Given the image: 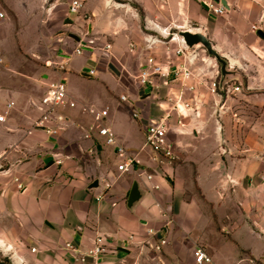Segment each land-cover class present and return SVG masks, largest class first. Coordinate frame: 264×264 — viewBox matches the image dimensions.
Returning a JSON list of instances; mask_svg holds the SVG:
<instances>
[{
    "label": "crops",
    "instance_id": "obj_1",
    "mask_svg": "<svg viewBox=\"0 0 264 264\" xmlns=\"http://www.w3.org/2000/svg\"><path fill=\"white\" fill-rule=\"evenodd\" d=\"M136 1L142 15L109 0H82V13L73 12L70 38L59 31L56 0H0L5 13L0 17V111L6 113L0 121V155L9 162L0 173V221H10L4 228L0 223V249L13 264H197L193 250L201 244L212 256L205 264H262L264 141L251 144L248 131L242 145H232L233 137H223L221 120L201 115L198 105L208 99L200 93L201 84L189 82L190 76L169 75L162 107L167 118L172 114L169 136L179 158L168 166L152 163L145 133L156 117L140 110L139 99L121 98L127 85L113 64L136 75L153 54L142 53L141 16L159 30L172 13L174 20H191L192 29L204 31L231 65L246 58L264 69V37L257 31L264 30V0ZM209 1L227 9L215 14L205 3ZM86 11L90 22L85 28ZM107 42L112 46L106 53L102 46ZM79 45L85 46L82 52L76 51ZM183 61L178 56L162 64L171 71L172 63ZM58 78L66 80L77 105L64 108L70 125L52 134L33 125L40 113L35 102ZM257 104L264 114V100ZM84 105L109 107L105 122L120 144L138 153L142 162L137 167L153 172L151 179L145 172L119 169L115 146L100 135H84L95 119ZM256 125L252 137L258 142L264 136L260 117ZM96 179L98 185L92 186ZM133 185L138 192L130 201ZM99 234L108 251L83 255ZM161 237L167 241L158 249ZM68 241L75 250L66 246Z\"/></svg>",
    "mask_w": 264,
    "mask_h": 264
},
{
    "label": "rangeland",
    "instance_id": "obj_2",
    "mask_svg": "<svg viewBox=\"0 0 264 264\" xmlns=\"http://www.w3.org/2000/svg\"><path fill=\"white\" fill-rule=\"evenodd\" d=\"M56 1L58 3V28L59 31L62 32V34L67 36L69 35L68 33L72 31L71 20L73 19L75 21L77 14L73 13L76 11H72L70 9V6L74 2V0ZM19 2L21 3L22 0H19ZM109 2L117 6H127L128 8L132 9L134 8L135 10H138L139 14H143L140 10L141 4L136 0H109ZM79 13H82L81 9L80 12L78 10V14ZM89 15L90 13L86 11L81 23L82 27L86 28L89 24ZM141 17L142 26L140 28H142L141 33L144 36V41L141 42L142 53L145 54L146 52L152 51L153 54L156 55L160 63H164L163 59L172 62V60L178 56L184 57V60L186 61H183L182 64L179 65L176 62L172 63V69H177V67H184L188 69V71L191 70L190 78H188V81H198V83L201 84L200 87L202 88V90L200 91V93L202 96H204V98H208L206 101L202 102V104L200 103V105H198V109H200L201 115L205 117L213 115L221 120L224 123L220 129L222 131L223 137H226V135L230 136V138L233 137L231 139L233 143L232 145H242L244 142H241V137H244L248 131L251 135L249 139V142H251V144L255 145L256 143L257 145L259 144V142L262 143L264 141V136L262 138H257L258 142H255L252 137V134H254L253 132H257V119L260 117L261 122L264 123V114H262L261 107L262 105L257 104L258 99L264 100V89L259 90V86L263 88L262 84H264V73H262L264 69H262L259 61L251 59L248 60L244 58L242 62L239 59L237 64H232V68L239 69L241 72V76L236 74L233 76H227V79L229 83H233V85L240 84V88L228 90L221 89L219 85H216V90L214 91L213 82H219V80L221 79L220 63L217 62V59L213 55H211L203 45H195L189 47L181 38L182 36L179 34V30L182 28L180 25H185V27L183 28H186L193 27L192 25H194V23L191 20L186 19L178 20L176 18L174 20L172 18V13H170V17L167 18V20H164V23H160L161 27L158 30L147 25L144 16ZM70 38L72 37L70 36ZM184 43V48L186 51L185 54H178L176 52V48H178L179 46H184ZM190 53L194 56L191 58L188 56L186 59L185 56L189 55ZM129 64L131 65V67H135L136 62L132 60ZM87 67H90V65H88ZM113 67L115 69L114 71L117 78L122 80L127 85L125 93L128 95V98H133V100L137 98L139 99V102H141L140 110L144 108L147 114L149 113L151 116H155L156 118L165 116L166 110L163 109L162 102L168 98L165 88L166 84L169 83V80H159L160 82L156 84V86H148L145 89L144 87H140L141 84H139L135 75H131L126 71L121 72L115 64H113ZM170 75L176 76L175 71L171 70ZM202 76L204 78H202ZM205 77L210 81L205 82ZM133 92L138 93V96L132 97ZM245 94H248L249 96H246ZM170 117H168L167 120ZM210 126L212 125L209 124V127ZM213 138L214 137L212 136V141L214 140ZM219 142L224 143V145L226 144L225 139H222ZM218 147H220V145H218ZM234 156L241 157L240 154L238 156ZM220 157L221 155H218L219 159ZM221 158H223L224 160L228 159L226 154H222ZM8 165V159L0 155V173L3 172L8 167ZM8 175H10L11 177V172L8 173ZM2 181L3 177L0 182V193L4 191V186L1 185L3 184ZM0 223L4 228L6 225H9L10 221L7 220V223H5L4 225L2 224V221H0ZM3 228H1V231ZM9 245L10 244L8 243V246ZM28 245L31 249H34L31 242H29ZM0 264H13L8 253L3 252L1 249Z\"/></svg>",
    "mask_w": 264,
    "mask_h": 264
},
{
    "label": "built area",
    "instance_id": "obj_3",
    "mask_svg": "<svg viewBox=\"0 0 264 264\" xmlns=\"http://www.w3.org/2000/svg\"><path fill=\"white\" fill-rule=\"evenodd\" d=\"M208 9L213 13H223L227 7L224 4L218 5L213 1L205 2ZM82 0H74L71 4L70 9L72 11H78ZM5 15L4 11H0V17ZM112 44L110 42L105 43L102 49L106 50V53L110 51ZM84 45H79L76 47L77 52H82L84 50ZM185 43L184 46H179L176 48L178 54H185ZM190 58L193 57L191 53ZM60 67L65 68V61L60 62ZM175 71V77L190 76L191 70L188 71L186 68L173 69ZM91 72H94L92 69ZM170 70L165 71L164 66L157 59L156 55L150 54L146 57V61L142 65L140 71L135 75L137 81L141 85H151L156 86L162 78L167 81V77L170 75ZM213 90H216V85H219L221 89H234L240 88V84L233 85L226 81L223 86L219 82H213ZM121 98L123 100H129L127 94H122ZM35 105L39 108L40 113L38 117L34 120V126L43 127L49 133H57L62 129L67 128L70 125V115L65 111L66 106L77 105L76 100L70 98L67 82L63 78H58L52 80L47 88L45 94H43L36 102ZM187 107H192L189 102H186ZM195 109L194 107H192ZM83 110H89L95 114V119L84 129V135L86 137H93L95 135H100L103 137V142L105 144L115 146L116 152L121 157V162L118 164L119 169L122 170H134L139 174L142 172L146 173V176L151 179L153 177V172L142 171L137 167V163H141V159L136 151H131L127 149L124 145L119 143L117 134L114 129L105 122L107 115L109 114V107H102L96 110V108L89 107L87 105L83 106ZM133 115L138 117L140 115L138 110H134ZM6 120V113L0 111V121ZM173 130V127L169 125L167 116L153 118L146 127L145 133V145L151 150L150 160L152 163L160 166H168L174 164L179 158V154L176 150L175 142L170 138L169 132ZM22 182H19V187H22ZM110 183H107L109 186ZM155 187H159V184H155ZM167 241L165 237H161L159 242L156 244V248L160 249L162 245ZM67 247H71L75 250L72 242L68 241L66 243ZM109 244L105 240V236L99 234L96 238V243L93 247L89 248L88 251L83 252V255H89L93 257H98L102 253L108 251ZM77 251V250H76ZM193 254L197 264H205L212 261V256L207 250V248L201 244L197 245ZM82 259H85L82 256ZM264 264V262H262Z\"/></svg>",
    "mask_w": 264,
    "mask_h": 264
},
{
    "label": "water",
    "instance_id": "obj_4",
    "mask_svg": "<svg viewBox=\"0 0 264 264\" xmlns=\"http://www.w3.org/2000/svg\"><path fill=\"white\" fill-rule=\"evenodd\" d=\"M72 21V20H71ZM258 33L264 37V30L262 28H259ZM72 35L76 36L74 33H71ZM179 34L183 37L185 43L189 46H195V45H203L207 51L213 55L217 62L220 63V71H221V79H220V85L223 86L226 81H228L227 76H233V75H240L241 72L237 68H232V65L227 57L224 56L223 53L219 51V49L215 46L212 39L202 30H194L191 27L182 28L179 30ZM98 185V180L96 179L92 186ZM137 185H133L129 199L130 201L134 200L137 196Z\"/></svg>",
    "mask_w": 264,
    "mask_h": 264
},
{
    "label": "bare ground",
    "instance_id": "obj_5",
    "mask_svg": "<svg viewBox=\"0 0 264 264\" xmlns=\"http://www.w3.org/2000/svg\"><path fill=\"white\" fill-rule=\"evenodd\" d=\"M180 26H181L182 28L185 27V25H184V26H183V25H180ZM182 28H181V29H182ZM180 37H181V36H180ZM181 38L183 39V37H181ZM183 40H184V39H183ZM198 45L201 46L200 44H198Z\"/></svg>",
    "mask_w": 264,
    "mask_h": 264
}]
</instances>
